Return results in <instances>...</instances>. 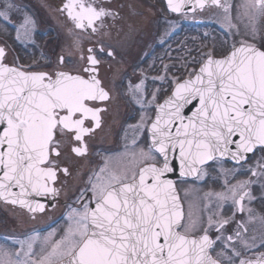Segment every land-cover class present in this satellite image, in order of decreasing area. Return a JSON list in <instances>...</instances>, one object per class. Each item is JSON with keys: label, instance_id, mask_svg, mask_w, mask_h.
Returning a JSON list of instances; mask_svg holds the SVG:
<instances>
[{"label": "snow or ice", "instance_id": "obj_1", "mask_svg": "<svg viewBox=\"0 0 264 264\" xmlns=\"http://www.w3.org/2000/svg\"><path fill=\"white\" fill-rule=\"evenodd\" d=\"M206 5L222 9L228 31L236 37L229 53L203 55L198 70L169 82L171 94L157 104L146 77L129 87L143 113L137 132L144 133L140 149L144 163L135 171L101 168L90 174L71 204L66 227L54 225L48 236L33 230L23 236H0V264H264V233L249 235L247 225L260 221L247 204L264 202V156L243 174L255 179L232 183L239 169L264 153V0H166L172 13H195ZM75 26L98 36L119 13L92 0H68L59 9ZM247 18L245 39L231 12ZM17 0H0V23H21L27 36L36 21L24 15ZM259 43V46H257ZM110 47V46H109ZM105 51L101 41L89 47L84 74L48 73L9 66L6 46H0V200L30 213H44L59 197L61 177L72 176L77 158L88 154V140L102 129L110 90L98 78ZM64 58L60 57V63ZM185 67V66H181ZM139 147V143L134 141ZM225 161L234 169L223 168ZM223 177L224 192L216 208L227 206L230 217L211 212L206 218L186 217L177 193V179ZM231 178V179H229ZM259 186V197L253 187ZM230 201V203H228ZM247 212V218L237 214ZM235 227L229 232L228 226ZM215 233V237L211 235ZM217 248L221 249L217 251ZM219 258H213V254Z\"/></svg>", "mask_w": 264, "mask_h": 264}, {"label": "flooded vegetation", "instance_id": "obj_2", "mask_svg": "<svg viewBox=\"0 0 264 264\" xmlns=\"http://www.w3.org/2000/svg\"><path fill=\"white\" fill-rule=\"evenodd\" d=\"M237 1L227 0V2L233 4H237ZM66 2L68 0H17V3L23 8L22 14L31 16L36 21V25L33 34L27 36L24 34L23 29L19 32L16 30L21 23L19 18H14L12 21V24L16 26L15 28L12 25L5 26L0 23V46H6L7 52V60L5 62L9 66L20 65L25 68L28 66H36L35 70L50 74L61 71L73 75L84 74L83 68L87 65L82 58H80L81 64L79 68H68L64 65L65 58L68 57L62 52L65 44L64 36H67V31L73 29L80 34L78 40L83 47L81 57L87 55V49L89 47L98 46L101 41L104 44L105 51H112L113 55L111 57L98 54V58L101 60L98 78L110 90L111 101L106 105L107 113L104 116L102 129L97 130L88 140L87 156L77 158L72 169V176L68 178L61 177L62 182L56 185L61 191L55 202V207L50 206L52 201L51 198L48 199V207L44 213L52 219L42 228L32 226V228H28L26 231L24 230V234L30 233L33 230L39 231L40 233L49 232L53 225L54 228L62 226L63 229L65 223L64 217L68 210L66 205L73 202L79 190L86 185L90 174L98 172L101 168H108L119 172H131L135 171L144 163L140 156V149H146V145L140 143L144 139V133L142 131L137 132L136 126L142 122V116L146 119L147 116H154V114L152 112L143 113L139 110V106L131 98L129 87L132 84L139 83L141 77H146L145 82L148 90L150 92H156V103L160 104L171 94L168 83L170 79L172 87H174L176 80L187 78L188 72L197 70L200 66L199 63H192L193 59H202L200 58L199 49L195 45L196 42L194 43L193 40L190 47L186 44L185 51L184 45L180 43L179 39L184 33H190V37H193L197 36V30L203 29L204 27H213L214 21L208 20V17L205 18L204 15L208 14L212 9H220L215 5H206L202 10L197 9L195 13L187 11L186 14L181 15L170 12L166 7V0H140L145 6L153 9L148 24L154 29V33L151 35L152 41L146 52L141 55L130 56L127 53H122L117 47H113L112 45L114 44L110 47L107 46L111 43L102 37L106 30H112L114 28L121 33L119 40L122 41L124 39L122 33L127 29H131V27H127L124 24L122 11L127 7L125 0H92L93 3H103L106 7H111V9L119 13V18L116 20H108L105 31L98 36H90L87 31L77 28L74 22L67 16L66 12L58 10L59 6H62ZM222 2H225V0H222ZM114 3L118 4L115 6ZM55 12H58L59 19L63 23L57 22V18L54 15ZM187 29L190 31H188L189 33ZM211 46L207 45L209 49ZM215 46L213 49H210L213 56H223L231 49V45L228 44L224 50L223 48L216 50ZM257 46H259L258 43ZM189 48H191V53L186 58L189 62L186 67H181L183 65L182 55L185 56L183 52H189ZM60 57L64 58L63 63H60ZM55 58L58 62L57 68L43 67L38 64L39 62L54 61ZM161 78L163 79L161 80ZM134 141L139 143V147L134 145ZM259 154L263 155L264 153L257 151L248 163L244 165V168L239 169L242 174L237 175L234 180L255 179L250 174L243 173L247 172V169L250 168L249 166ZM225 164L228 165L229 170L235 167L234 162L225 161ZM210 174L212 178L205 179L208 184H212L213 188H217L219 182L214 180L212 171ZM234 180H231V182ZM252 191L257 197L261 194H259V186H254ZM179 192L182 198L183 192L180 188ZM261 203H252V208L253 212L255 211L256 213L264 215V206ZM184 209L187 217L188 210L185 203ZM225 210L229 214V208ZM14 213L29 216L44 214H33L19 205H10L0 200V236L24 235L23 231L21 232L17 229V216ZM242 215L244 216L245 213L238 214L236 220H240ZM234 227V224L229 225V232L227 234H231V230ZM211 235L215 237L216 234L211 233ZM219 250L217 248V251ZM213 256L219 258L215 253Z\"/></svg>", "mask_w": 264, "mask_h": 264}, {"label": "rangeland", "instance_id": "obj_3", "mask_svg": "<svg viewBox=\"0 0 264 264\" xmlns=\"http://www.w3.org/2000/svg\"><path fill=\"white\" fill-rule=\"evenodd\" d=\"M126 3L125 5L129 8L126 7L123 12V17H124V24H126L127 27H131V29H127L122 33L123 40H119L121 33L118 32L116 29L112 30H106L103 34V39L106 40L107 42L111 43L107 46L117 47L122 53H127L130 56H135V55H141L144 52L147 51L148 46L150 42L152 41L151 35L154 33V29L151 28L150 24V15L153 13V9L150 8L149 6H145L140 0H125ZM237 5L242 2V0L237 1ZM118 3H114L116 6ZM241 13V19L237 20V12L232 11L231 16H232V23L233 24H238L240 26V33L241 35L239 36V39H245L246 38V32L244 28V23L247 22V18L243 16V10H240ZM55 17L57 18V22L63 23L59 19V14L58 12L54 13ZM201 16V15H200ZM205 18L208 17L207 19L210 21H214L213 27L210 28H203L197 30L196 33L197 36L190 37V31L187 29V33H184V35L179 39L180 43L184 45V49L186 51L185 45H190L192 44V41L194 40L195 45L199 49V54L200 58L203 57L204 54L206 53H212L210 49H213L215 46V49H226L227 44L231 45L235 40L237 39L236 37H232L231 35L226 36L225 32L228 31L227 25L225 23V16L222 10L220 9H212L208 14L204 15ZM203 17V16H201ZM147 25V26H146ZM261 25L264 26V21L261 22ZM1 26V25H0ZM2 28V27H1ZM52 31V30H51ZM80 36L79 32H76L75 30L71 29L67 31V36H64L65 39V44H64V49L62 50L63 53H65L68 57L65 58V66L68 68H79L81 64V52L82 50V45L79 43L78 37ZM36 43V42H35ZM52 44V43H51ZM259 44V43H258ZM207 45H212L210 49L207 47ZM183 52L184 55H182V63L183 66H187L188 62L187 57H189V53H191V48H189V52ZM213 54V53H212ZM57 58V57H56ZM56 58L54 61H46V62H39L38 64L43 67H49V68H57L58 67V62L56 61ZM72 58V59H71ZM190 60V59H189ZM202 60V59H201ZM163 78H161L162 80ZM167 80V79H165ZM160 81V80H157ZM171 82V79L169 80ZM168 82V83H169ZM264 155V154H263ZM262 154L257 155L255 157V161L249 166L252 167L256 161L260 160V158L263 156ZM224 163L223 168L229 170ZM210 172L212 170H209ZM213 172V177L215 178L216 182H219V186L217 188H213L212 184H208V182L203 180H187V182L181 183L180 180L177 181L178 187L181 189L183 192L182 194V199L184 203L187 206V217H191L192 219H198V218H206L211 212H217V214H222L224 217H230L232 215V211L229 209V214H227L226 210L228 207L224 206L222 209L218 210L216 208L217 200H216V194L224 192V187H223V177L219 175V173L212 171ZM237 181H245V180H234L232 181L233 183H236ZM205 182V184H204ZM212 187V188H211ZM217 189V190H216ZM260 194V191H259ZM230 203V201L228 202ZM264 206V202H262ZM194 206V209L192 207ZM196 210V214L193 215V212ZM246 208H252V204H247ZM17 216L16 218V224H17V229L19 231H26L28 228L34 227H44L45 225L48 224V222L52 219L49 218L47 214H39V215H34V216H29L26 214H18L14 213ZM254 214L257 217H264V215L260 213H256L254 211ZM244 218H247V212H245V215L243 216ZM238 218V214L236 216V219ZM66 227V223H64L63 228ZM248 228V233L249 235H256L260 236L262 233H264V228H261L260 226V221L257 219L253 223H249L247 225ZM62 229V226H57L54 228V231L57 235H59L60 230ZM25 230V231H24ZM49 232L45 233H40L41 236H48ZM221 250V249H220ZM219 250V251H220Z\"/></svg>", "mask_w": 264, "mask_h": 264}, {"label": "water", "instance_id": "obj_4", "mask_svg": "<svg viewBox=\"0 0 264 264\" xmlns=\"http://www.w3.org/2000/svg\"><path fill=\"white\" fill-rule=\"evenodd\" d=\"M186 12H187V10H186ZM228 54V53H227ZM226 54V55H227ZM225 56V55H224ZM214 58H223V56L222 57H214ZM201 66V65H200ZM170 95V94H169ZM168 95V96H169ZM168 96L163 100V102L161 103V104H163L164 102H165V100L168 98ZM189 179H193V178H189ZM176 190H177V193H178V195H179V197H180V193H179V190H178V188H176ZM180 201H181V203H182V205H183V202H182V200H181V197H180ZM183 208H184V206H183ZM214 258V257H213Z\"/></svg>", "mask_w": 264, "mask_h": 264}, {"label": "bare ground", "instance_id": "obj_5", "mask_svg": "<svg viewBox=\"0 0 264 264\" xmlns=\"http://www.w3.org/2000/svg\"><path fill=\"white\" fill-rule=\"evenodd\" d=\"M194 206H195V205H193L192 209H194ZM196 210H197V208H196L195 211L193 212V215L196 214Z\"/></svg>", "mask_w": 264, "mask_h": 264}]
</instances>
